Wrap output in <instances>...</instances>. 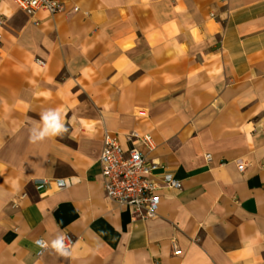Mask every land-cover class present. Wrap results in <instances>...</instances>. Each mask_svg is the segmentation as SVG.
Returning a JSON list of instances; mask_svg holds the SVG:
<instances>
[{"label":"crops","instance_id":"1","mask_svg":"<svg viewBox=\"0 0 264 264\" xmlns=\"http://www.w3.org/2000/svg\"><path fill=\"white\" fill-rule=\"evenodd\" d=\"M65 9L0 0V264H264V0ZM130 131L180 182L147 219L99 174Z\"/></svg>","mask_w":264,"mask_h":264},{"label":"built area","instance_id":"2","mask_svg":"<svg viewBox=\"0 0 264 264\" xmlns=\"http://www.w3.org/2000/svg\"><path fill=\"white\" fill-rule=\"evenodd\" d=\"M8 1L25 15L32 16L40 11L49 15L65 12V5L70 0ZM71 9L77 11L78 7L74 5ZM0 23H2L1 19ZM126 139L128 145L124 146L108 132L104 133L97 159L103 192L107 199L129 208L134 218H151L159 205V190L179 189L180 182L168 173L161 174L159 180H155L160 165L147 158V153L156 147L150 134L130 131ZM209 157L206 155L207 159ZM238 168L242 170L241 165H238ZM56 185L64 187L65 182L56 180ZM61 240L64 247H70L74 242V238L68 233H65ZM35 243L39 247L38 254H40L45 248V242L42 238H37ZM174 253L178 254L180 250H175Z\"/></svg>","mask_w":264,"mask_h":264}]
</instances>
